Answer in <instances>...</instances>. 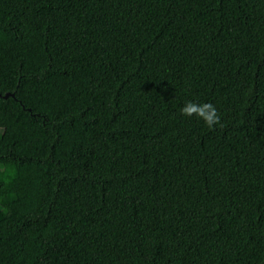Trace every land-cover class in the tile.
<instances>
[{"label":"trees","instance_id":"16d2710c","mask_svg":"<svg viewBox=\"0 0 264 264\" xmlns=\"http://www.w3.org/2000/svg\"><path fill=\"white\" fill-rule=\"evenodd\" d=\"M0 118V264H264V0H0Z\"/></svg>","mask_w":264,"mask_h":264},{"label":"clouds","instance_id":"9594fccd","mask_svg":"<svg viewBox=\"0 0 264 264\" xmlns=\"http://www.w3.org/2000/svg\"><path fill=\"white\" fill-rule=\"evenodd\" d=\"M205 108H208L209 111L207 112H200L198 115L202 116L204 121L211 126L212 123L219 119V117L216 115V110L211 105H205ZM186 114H190L187 109H185Z\"/></svg>","mask_w":264,"mask_h":264},{"label":"rangeland","instance_id":"374dc122","mask_svg":"<svg viewBox=\"0 0 264 264\" xmlns=\"http://www.w3.org/2000/svg\"><path fill=\"white\" fill-rule=\"evenodd\" d=\"M2 126H3V120L2 118H0V128H2Z\"/></svg>","mask_w":264,"mask_h":264},{"label":"water","instance_id":"95a60500","mask_svg":"<svg viewBox=\"0 0 264 264\" xmlns=\"http://www.w3.org/2000/svg\"><path fill=\"white\" fill-rule=\"evenodd\" d=\"M9 95L14 96V93H7V94L5 95V97H7V96H9Z\"/></svg>","mask_w":264,"mask_h":264}]
</instances>
